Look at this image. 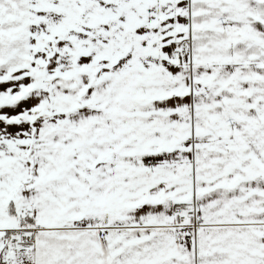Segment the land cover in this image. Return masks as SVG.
<instances>
[{"label":"snow or ice","instance_id":"1","mask_svg":"<svg viewBox=\"0 0 264 264\" xmlns=\"http://www.w3.org/2000/svg\"><path fill=\"white\" fill-rule=\"evenodd\" d=\"M0 264H264V0H0Z\"/></svg>","mask_w":264,"mask_h":264}]
</instances>
